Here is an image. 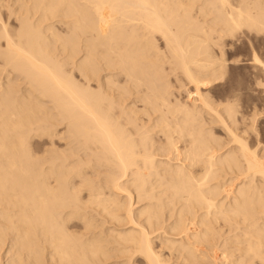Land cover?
Instances as JSON below:
<instances>
[{"label":"bare ground","instance_id":"obj_1","mask_svg":"<svg viewBox=\"0 0 264 264\" xmlns=\"http://www.w3.org/2000/svg\"><path fill=\"white\" fill-rule=\"evenodd\" d=\"M239 33L264 0H0V264H264V109L202 91Z\"/></svg>","mask_w":264,"mask_h":264},{"label":"rangeland","instance_id":"obj_2","mask_svg":"<svg viewBox=\"0 0 264 264\" xmlns=\"http://www.w3.org/2000/svg\"><path fill=\"white\" fill-rule=\"evenodd\" d=\"M198 4L200 5V3H198ZM252 34L249 36L248 34H242L241 35V33H239L237 35L238 37L236 36L234 38L233 37L231 38V36H227V38L224 37L222 39V41H223L222 43H224V44H222V46L225 47L224 48L225 50L224 49L223 50L226 52V53L224 52L225 53L224 56L227 58L226 59L224 57V59L227 60V65H228L227 71H226L225 76H224L225 79L224 78H222V80L217 79V81L215 80L211 84L206 85L202 88V91L204 93L208 94V92H209L208 95L210 96V99L212 101L216 102L215 103L216 105H218V103L220 105V104H222V102L224 103V101L226 102V98L232 99V97L236 93L239 97L238 98V101H239L238 105H239L240 113H241V111H242V113L250 112V110H252L251 108H254L255 106H257V107L259 106L260 108L263 107L262 109H264V91H263L264 90V84H261V85L256 84L257 75H260V74H258L260 64L258 65V64H255L254 62H253L254 64L252 63V61H253V60H251L252 59V53H251L252 49H250L251 48L250 45L253 42L255 44V45L253 44V46L256 47V49L260 55V58L264 62V37L258 38V40H262L263 42H261L259 44V46H256V43L253 39L256 40L257 38L255 37V34H253V35ZM243 35H246L245 37H248V39L250 37V39H251L250 45L248 43L250 41V39H249V41L246 40L247 38H245ZM240 37H241V39H240ZM217 49L218 48H216V53L218 54L217 51H219V56H220L221 50H219V49L217 50ZM236 60H238V61H236ZM254 67L255 68L257 67L256 68L257 71L255 70ZM228 68H229V70H228ZM252 68H253V70H252ZM254 70H255V72H254ZM254 73H255V75H254ZM187 85L188 84H185L183 86L184 89H183V87H179V89L177 87L175 88V89H177V91H175V92H176V95H178V98H182L180 100L181 101L184 100L185 102H187L188 100L190 101V99H191V97L189 98L190 94H188V92H187V90H185V88L192 90L191 96H193L195 93V92L193 93V91H194L193 86L192 85L187 86ZM239 93H240V96H239ZM218 109L221 110V107L218 106ZM217 124L220 125L219 123H216V124H213L216 127L212 126V127H214V129H213L214 133L216 135H220L221 139H222V137H224L226 140V137H228L227 134L225 133L224 129H222L221 125L217 126ZM257 124H258L259 129L264 132V113H262L261 117H259ZM222 227L223 228H222L221 233L224 232L225 229H226V232L231 231V230H228V227L223 225V224H222ZM223 229H224V231H223ZM226 232L224 233L225 237L222 236L223 239L219 241L220 247H225L224 245H230V244H224L225 242H223L224 239L226 240V238H228V236H231L230 232H229V235H228V232H227V234H226ZM231 233H233V232H231ZM226 235H228V236L226 237ZM222 242L224 244L223 246H221ZM220 249H223V248H220ZM218 252H219L218 254H220V251H218ZM219 264H222V263L219 262Z\"/></svg>","mask_w":264,"mask_h":264}]
</instances>
